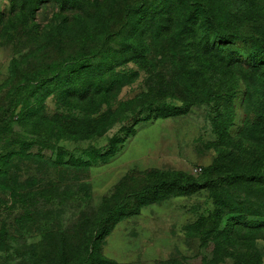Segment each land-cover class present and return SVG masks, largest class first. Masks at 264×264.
Segmentation results:
<instances>
[{"label":"rangeland","instance_id":"374dc122","mask_svg":"<svg viewBox=\"0 0 264 264\" xmlns=\"http://www.w3.org/2000/svg\"><path fill=\"white\" fill-rule=\"evenodd\" d=\"M30 1L0 0V13L7 16ZM124 3L101 0L96 26L114 28L126 21ZM240 3L234 6L238 14L247 2ZM33 7H40L34 25L69 26L52 18L54 3L37 0ZM252 8L259 29L245 24V38L225 55L252 57L263 69L251 76L248 97L243 76L231 75L239 94L232 102L223 98L220 107L197 95L180 72L171 89L166 70L176 59L164 55L162 39L155 45L146 35L150 50L144 63L129 53L116 61L97 55L86 63L103 72L111 67L129 83L107 99L103 91L108 105L96 97L97 105L80 103L89 110L80 111L48 93L49 87L36 86L35 79L52 78L54 71L41 70V76L33 66L55 54L36 59L29 52L33 41L22 47L20 38L0 35V264H66L67 258L78 264L80 254L92 248L99 256L88 264H235L237 250L264 264V182L231 179L234 172L264 173V0ZM79 23L72 24L76 30ZM66 35L49 37L51 48L68 54L65 49L83 42L78 34L74 40ZM29 69L31 75L24 74ZM71 72L67 76L75 77L77 71ZM89 75L61 83L81 86ZM99 80L93 78L94 94ZM94 108L98 113L90 112ZM232 114L228 129L218 117ZM80 115L100 123H91L88 133H59L68 124L56 118ZM162 180L176 185L158 190L155 184ZM215 238L223 240L221 250L216 251Z\"/></svg>","mask_w":264,"mask_h":264},{"label":"trees","instance_id":"16d2710c","mask_svg":"<svg viewBox=\"0 0 264 264\" xmlns=\"http://www.w3.org/2000/svg\"><path fill=\"white\" fill-rule=\"evenodd\" d=\"M34 1L37 0L29 2V7L27 2H23L21 8L15 5L13 11L7 16L0 13V35L4 33L9 37L20 38L22 47H27L29 41H33L34 43L29 46V52L33 56L35 55L36 59L43 56L49 58L51 54L57 55L59 59L54 55L50 62L43 63L42 58H40L41 63L33 66V69L38 71L35 73H39L41 76H44V72L41 70L49 68V71H54L52 78L50 76L48 79H35L36 86L45 85V87H49L48 93L59 94L64 105L68 107L71 105L80 111L88 110V106L80 105V103H86L90 100L91 105H97L96 97L97 99L98 97L102 98L99 100L100 104L104 101V104L108 105L103 96V91L106 92L107 99L109 93L112 92L115 95L129 83L125 79V75L113 72L111 67L103 72L95 70L93 65L87 66L86 63L94 60L98 57L97 55H101L105 59L113 58L116 61L128 53L134 55L130 58L131 60L140 59L138 61L144 63V61H148L146 52L150 50L147 41L144 40L146 35L155 45H157L159 38L162 39L161 48L164 50V55L172 61L176 59L172 62V66L166 70L167 81L171 89L177 87L175 75L180 72L184 83L185 81L190 82V87L196 88L197 95L204 94L207 101L211 103L216 101L215 103H218L219 107L223 103V98L232 102L239 94V82L232 81L231 75L243 76L248 97L251 91L249 84L252 83L251 76L259 74L263 69V66L258 65L257 60H253L252 57L248 59L240 55L234 58L231 55H225L229 49H232L229 48L230 46L245 38V35L242 34V27L245 24H250L255 29H259L260 25L256 22L258 11L252 8L258 0H127V3H124V0H118V2L124 3L121 10L126 21L114 28L96 26V17L99 13L97 6L101 0H44L54 3V9L57 8V11L52 13V18L68 23L69 26L66 29L60 26L53 28L54 23L44 24L45 27H41L40 23L34 25L33 22L38 19L40 10V7H33ZM242 1L247 2L248 7L246 5L242 7L238 14L234 6L241 7L240 2ZM76 20L81 22L79 23L81 26L77 30L73 26ZM26 22L29 28L25 26ZM235 23H237L236 28L233 27ZM76 34L82 37L83 42L78 46L65 49L68 54L56 49L55 45L51 48V43L48 41L49 37L54 38L56 35L62 37L66 35V39L74 40ZM138 35L143 36L144 46L142 43L139 45L141 41ZM251 41L254 42L252 38ZM252 55L254 56L255 53L252 52ZM90 57L91 59H89ZM162 61H166L164 57ZM149 69L147 68L150 72ZM71 70L77 71L75 77L73 75L75 73L67 76L68 71L72 73ZM30 71L32 70H26L24 74L31 75ZM87 72L91 77L89 83L81 86H71L72 84L66 82L61 83L63 82L61 81L62 78L79 79ZM207 74L216 75L217 79L219 78V84L223 86V90L217 88V79L208 80ZM96 77L100 80L98 89L94 94L91 89L95 87L92 83L93 78ZM158 82L160 81H155L152 84L158 87ZM85 85L90 86L89 88H82ZM65 86H68V90H65ZM153 91L150 88V92L154 93ZM176 96L177 94L174 92L169 93L171 99H176ZM193 101L194 99L191 104ZM98 111L94 108L90 112L96 114ZM107 112L112 113L110 108ZM80 118L81 115L74 118L72 116L68 119L56 118V121L68 124V129L60 127L59 133L66 135L88 133L94 129L90 125L91 123H100V120L97 119L96 121H89L80 120ZM218 119L221 124L226 123V127L230 129L234 124L235 116L232 114L226 120L219 116ZM38 128H40L39 125L33 124L34 130ZM8 172L9 169L7 168L2 173L3 176L6 177ZM231 177L232 180H234L233 178L236 180L255 178L264 182V173L252 174L251 177L246 173L234 172ZM212 181L216 182L217 179H212ZM167 185L174 186L176 182L162 180V182L155 184V187L160 190ZM255 233H259V228L256 229ZM222 242L223 240L216 238L213 240V243L218 246L216 251L222 249ZM210 247L212 248V246ZM226 250H230V248H226ZM237 253L240 255L235 257V264H262L259 257H255L253 254L239 252V250ZM98 256L99 249L92 248L88 254L87 252L80 254L78 264H88ZM68 259L72 261L71 258H67L66 264H69Z\"/></svg>","mask_w":264,"mask_h":264}]
</instances>
